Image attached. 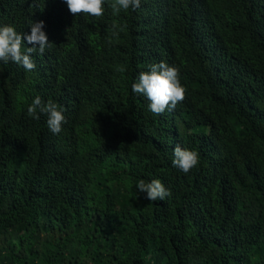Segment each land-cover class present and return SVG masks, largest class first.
Returning <instances> with one entry per match:
<instances>
[{"label": "trees", "instance_id": "1", "mask_svg": "<svg viewBox=\"0 0 264 264\" xmlns=\"http://www.w3.org/2000/svg\"><path fill=\"white\" fill-rule=\"evenodd\" d=\"M112 2L87 20L0 0V26L43 21L52 44L32 71L0 62V264H264V0ZM161 61L186 92L156 115L131 85ZM176 145L198 153L188 173Z\"/></svg>", "mask_w": 264, "mask_h": 264}, {"label": "clouds", "instance_id": "2", "mask_svg": "<svg viewBox=\"0 0 264 264\" xmlns=\"http://www.w3.org/2000/svg\"><path fill=\"white\" fill-rule=\"evenodd\" d=\"M62 12L72 18L75 17H101L104 14L105 0H57ZM141 5V0H114L110 4L114 13L121 10L127 11L130 8L135 10ZM85 16H84V15ZM88 20V19H87ZM30 34L18 33L12 25L0 26V62L15 63L22 66L26 71H32L36 65L32 59L33 55H43L46 48L51 47L46 33L42 30L44 22H32ZM116 25H112L113 35H117ZM27 44L33 45L26 47ZM38 45V47H37ZM131 90L137 95L145 96L150 101L149 110L156 115L163 114L166 110L171 112L176 109L179 102L185 99L186 89L181 85L179 79V69L169 66L161 61L158 64L149 66V71L140 72ZM37 109L41 114L47 116V127L53 134H58L62 130V124L66 123L65 116L52 100L46 103L37 96L28 107L30 115L36 113ZM172 165L188 173L199 163V156L196 151L182 148L176 145L173 150ZM138 193H145V199L149 201L161 200L170 196L171 193L159 179L146 182L140 179L136 184Z\"/></svg>", "mask_w": 264, "mask_h": 264}]
</instances>
